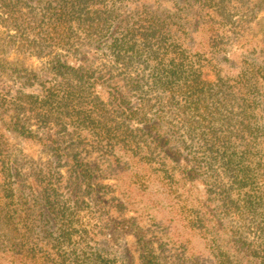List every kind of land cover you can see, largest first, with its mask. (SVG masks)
I'll list each match as a JSON object with an SVG mask.
<instances>
[{"label": "trees", "instance_id": "trees-1", "mask_svg": "<svg viewBox=\"0 0 264 264\" xmlns=\"http://www.w3.org/2000/svg\"><path fill=\"white\" fill-rule=\"evenodd\" d=\"M255 1L0 0V56L49 59L37 72L0 57V264H135L113 256L120 233L141 264H162L123 213L181 181L199 193L186 227L218 235L220 264H264ZM5 130L51 158L32 162Z\"/></svg>", "mask_w": 264, "mask_h": 264}, {"label": "rangeland", "instance_id": "rangeland-1", "mask_svg": "<svg viewBox=\"0 0 264 264\" xmlns=\"http://www.w3.org/2000/svg\"><path fill=\"white\" fill-rule=\"evenodd\" d=\"M259 1L256 0L255 3ZM251 17H254V15ZM248 21L246 31L247 41L250 44H254V46H263L264 10L252 20L248 19ZM0 57L3 59L7 58L20 68L36 70L37 72H40L44 68V64L49 61L48 57L39 58L29 54H18L14 51L8 55L3 53ZM35 90V86L26 87V92L31 93ZM10 112L12 111H7V107H0V114H8ZM9 116L5 118L8 119ZM5 132L11 137L12 148L25 150L29 154V157L34 158L32 162H47L51 158L50 155L44 154L38 145L16 138L9 131L5 130ZM26 152L25 154H27ZM98 156V154H95L91 160ZM109 166L108 162L102 163V173L108 176L106 182L114 188L116 194L121 195L122 190H125L123 182L118 181L121 175L111 171ZM149 186L151 187L150 192L157 188V185L152 183ZM178 186V193L172 194L167 190L162 191L160 195L151 197L154 203H140L123 214H126L127 217H135L139 226L146 230L149 236L153 238V247L162 264H220V258L217 256L218 251L214 248L217 245L213 247L214 244H211L214 238H218V235L213 232L210 236H206L201 229L186 227L187 217L190 214L189 210L197 208V195L199 193L189 191L188 184L183 181L179 182ZM219 242L223 243L222 250L226 251L227 241L221 240ZM111 250L113 256L119 262L131 256L135 264H141L140 253L133 234H117L111 245Z\"/></svg>", "mask_w": 264, "mask_h": 264}]
</instances>
